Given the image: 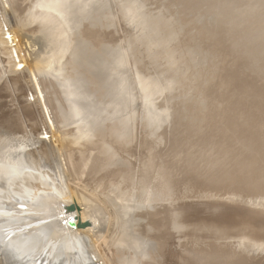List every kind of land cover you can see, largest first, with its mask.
Returning <instances> with one entry per match:
<instances>
[{
	"label": "rangeland",
	"instance_id": "374dc122",
	"mask_svg": "<svg viewBox=\"0 0 264 264\" xmlns=\"http://www.w3.org/2000/svg\"><path fill=\"white\" fill-rule=\"evenodd\" d=\"M23 1H25V5H24ZM26 1H27V4H26ZM35 1L37 2V0H35ZM38 1H40V0H38ZM28 2H31V5L28 4ZM32 2L34 3V0H31V1L30 0H22L21 3L24 5V8L22 7L21 12L17 13V16H21L24 19H26L27 15H30V13H32V10L36 8L35 6H37L36 2H35L36 5L33 4ZM32 4H33V9L31 8ZM3 5H2V1L0 0V9L2 10V12L0 11V13H1L0 17L2 15V13L5 14V18H7L6 23H5V28H7L9 30V32H11V29H15V27H13L11 25L8 14H6L4 12L5 7ZM100 5L103 6L102 7L103 15L101 16L103 20L102 19L101 20L103 21V25L105 27V29L103 30V34L108 36L107 42H106L108 44L107 45L108 48L106 49V51L101 56H98V54L95 55V59H98V58L101 59L102 58L99 63H96V61L94 59L95 63H93L94 64L93 66H91V67L86 66L83 69L87 70L88 68H90L91 71H93V72L96 71L98 73L100 71H102L104 73L105 83L108 84L111 93L112 94H115V92H116V94L122 93L123 98L116 99V101L112 102L111 99L107 98V96L104 95L102 97H99L98 96L99 94H95V92L93 93L92 91L90 93V95H92L90 98H87V97L84 98L83 96H85V95L83 94V92L86 93L88 91L87 87H85V86L79 88L78 93H77V91H74V93L76 94L75 96H78L77 94H79L80 96L74 97L75 99H73V103L71 101L70 104H75L76 100L77 101L78 100L79 101L84 100V101H80V102L78 101L74 107H76V106L82 107L83 105H86L88 110H89V108L91 109V110H89V111H91V113L94 112L92 114V116L95 115L96 117L95 116H94L95 118H93L92 116L91 117H92V120H95V122H96V119L98 117H100L98 119L101 120V118H102L101 116H103V118L105 119L104 120L102 118L104 123L108 124V122H109V124H110V121L111 120L113 121V122H111L112 126L111 125L109 126L107 124H104L103 121H101L102 123L100 121L98 122V119H97V124H95V126H98L100 123L103 125L100 124L98 128L93 127L92 131H89L88 137L85 136L83 141L80 139L81 141H79L78 145H82V147L84 149H86L85 155L89 156V159L92 156L91 160L92 159L96 160L97 157L103 156V158H97L98 163H99L98 165H100L101 163H103L105 161L107 162L111 153L113 155L111 154V157L109 158L110 160H112V158L115 156V154H116V158L114 157L113 159L117 160L119 158L118 159L119 161L121 159V154H123L122 158H123V156H126V159H124L125 158L124 157L123 160L121 159V161H125L126 167H128L130 164V167L133 170H131V168H130V170L128 168H124V162H122L121 164H118V162H119L118 160L117 161L114 160V161H115V164L117 163L116 165L122 166V164H123V166H122L123 169H121V170L128 169V170H126L127 171L126 173L129 172L128 174L130 175V177L133 176L132 177L133 179L132 180L130 179L129 181L130 182L133 180L135 181V182L133 181L131 183L140 182V180L143 178V177L140 178L141 176H143L145 174L147 175L146 172H149V174H151L152 173L151 171L156 169V168L158 170L156 169L157 171L154 170L153 172L156 171L157 173H159L161 175L163 172L161 171L162 172L161 173L160 170H164L166 168L165 166L169 165L170 161H171V163L173 162V164H176V166L179 169L183 165L184 159L183 160L181 159L182 161H179L180 160L179 156H178L179 160L177 159V157H175V159L173 158L171 160L167 159L168 158L167 155L168 156L170 155L169 158H171L172 154L175 153V152L170 151L171 144L174 141V139L176 138V136H175L176 131L174 129V125L183 116L185 109L190 108V107L191 108L192 107L201 108L199 110L200 114H198V117L199 116H205V118L210 119L209 122H211V123L214 121H218V119H220L218 117L219 115H217L218 112L225 113L222 110V108L225 107V105L222 103L223 98L218 97L219 94H217L218 92L215 91V88H213L210 91H209V88H210L211 84H213V82L215 81V76H216L215 74L217 72H218V74H217L218 76L216 77L217 81H219V83L220 82L226 83L225 80L227 79V77L231 73V71L223 69V70H220V72H219L220 64L225 60L228 61L225 63H230V64L231 63L232 64L238 63L240 65V68H239L240 72L249 71L250 67H247V64L244 65L243 64L244 62L241 60V58L246 59V57H245V55L247 54L246 44H248L250 42H254V41L260 42V41L264 40V0H100ZM25 9H27L25 12L26 14L24 13ZM35 10H38V7ZM50 13H52V12H50ZM53 14H55V12ZM57 16H58V18L53 17V18H49V19L47 18V20L44 19L47 22L46 21L44 22V20L42 22H40V20L36 19V21L38 22L37 23L35 20H32L30 22L31 24L26 23L27 24L26 26H21V28H24L25 30L27 29L26 31H28V32H23L25 30L23 29V31H21L22 29L20 28L19 31L14 32L12 34H14V38L17 35V38H15L16 40L19 38H22L23 44L21 46L22 52H21L20 56L23 59H26L28 57H27V55L25 56L24 52H26L28 54V56L30 58V62H31V65L28 64V66L30 67L29 68L30 73L31 72H33L34 74L36 73L35 71H36L37 64H38L37 62H39L40 64L43 63V66L48 64V63H49V66L52 64L51 67H49L45 71H43L42 76L45 77L46 80H48L50 82L53 81L51 83L55 84L56 87L58 86L59 88L58 87L57 88L59 90H62L63 87L65 89L68 86L73 85V82H71L72 79L70 78V80H69L68 76H71V74L75 72V71L70 69V67H71L70 53L72 51V47L76 45V42H74V41L72 42L74 32L70 31V27H69L70 23L64 22V21H68V19L63 17L64 21H62V23L64 22V24L66 26H68V27H66L65 25L63 26L62 23L58 20V19L61 20V16L60 17H59V15H57ZM65 19H67V20H65ZM32 22H34V23L36 22L35 24L33 23L34 26H32ZM42 23H43V26H42ZM92 23H93V21H92ZM38 24L39 25L41 24V27ZM37 26H39V27H37ZM30 28L31 29L35 28V29L33 31V29L31 30ZM36 28L37 29L40 28V29L37 30ZM65 28H68V29L65 30ZM29 30L33 31L35 33L36 32L38 33V35L36 33V36H37L36 39H35V35L33 34V32L29 33ZM38 31L41 32L42 34H40ZM186 32L188 34L187 37H186ZM41 35H43V36L45 35V37H47V38L44 39V37L42 38ZM67 36L69 37L68 40L70 43L67 42ZM249 36H251V37L253 36L252 40L247 39ZM49 38H51V39L49 40ZM63 38H65V39H63ZM64 40L66 42H64ZM205 40L207 42H210L212 45L211 44L208 45L207 43H205ZM48 41H49V44H48ZM24 42H28L30 46L25 48ZM216 42L221 43L220 47L223 51L222 56L217 54L216 50L214 49L213 44ZM63 43H65V45L62 46L61 44H63ZM68 43L70 45H68ZM234 45H236V46H234ZM68 46H69V48H68ZM242 46H243V48H242ZM162 47H166V50H167L166 53H164V54H160V52H161L160 48H162ZM235 47H237V48H235ZM238 48L243 49L242 51L246 50L245 55L243 54L244 52H241V50ZM61 49H63V50H61ZM229 49H231V51H234L235 57H232V55L228 52ZM237 50H239V51H237ZM66 51H67V53H66ZM64 54H65V56H64ZM67 56H69V59H66V58H68ZM63 58H65V59H63ZM1 59H2L3 64H0V66H1L0 67V78L2 76L3 80L0 79V198H2L4 195H6V196H11V197L13 196V197L19 199L21 194H27L30 197L38 196L39 195L38 193L43 192L45 189L50 190L51 188H53L54 184L56 185L55 187H58L57 186L58 183L56 182V177H57L56 173L58 172L59 167L61 169V166L59 164V157L63 154L64 156L62 155L63 156L62 158L66 157L65 159L67 160L68 158H70V157L67 158V156L70 154V152H69V151H71L70 149H72V150L74 149L72 146L70 149H68L66 147H62V149H60V146H61L60 140L63 138H69L70 133L69 134H67L65 132H64L65 134L64 133L63 134L57 133L54 137L51 133V134H49V135H51V138L50 137H49V139L44 138L46 141L43 139V137H41L39 135V133H40L39 128L41 127V129H42V127L44 126V123H43L44 119H43L42 114H40L41 111H40L38 104H35V96L33 95L34 91H33V88L31 87V84H29L30 82H28L29 78H28V76H26V77L24 76L26 74L21 75V73H18V74L10 73L11 75H9V71L5 73L7 67L10 68V66H9L10 64L8 63L7 59H5L3 57H1ZM64 60H65V62H64ZM5 62H7V63H5ZM66 62H68V63H66ZM5 64H6V66H5ZM7 64H8V66H7ZM64 64H66L65 69H64ZM3 65H4V67H3ZM31 69H33L34 71L33 70L31 71ZM47 70L50 72L48 73ZM65 70H67L66 73L68 75H66ZM135 74L138 77V87L137 88L134 87L135 86L134 85L135 77H136ZM31 76L33 77L32 73H31ZM56 76H57V78H54ZM67 78H68V80H67ZM59 81H60V83H59ZM257 81H258L257 88L259 89V91L264 96V70L261 73V76L259 77V79ZM66 82H67V84H66ZM61 84H63V86ZM65 86H67V87H65ZM227 86H228V84H227ZM73 87L74 86H70L69 89L74 90ZM214 87H217V86H214ZM69 89L68 88L65 89L67 92L65 90H63L64 91L63 96L66 97V96H69L71 94V92L73 90L68 91ZM41 91H43L42 88H41ZM131 91H133L132 97L130 96ZM249 91H252V90L250 89ZM44 93H45V91H44ZM61 93H62V91H61ZM28 94H29V96H28ZM251 95H253V94H251ZM251 95H249V97H251ZM61 97L62 96H59V98L62 101L63 98H61ZM69 97H68V99L73 98L72 95ZM76 98H78V99H76ZM25 102H27V104H29V105L33 104V105H30V107H31L30 109L32 110L33 115H28L30 113L27 110H25L26 109ZM212 102L214 103V108H212L213 107ZM79 103H81V104H79ZM68 105H69V103H68ZM100 108L103 110L101 113L99 111ZM105 108H106V110H105ZM204 109H206V110L210 109V110H209V112H207ZM201 110L203 113L201 112ZM85 112H87L85 115H87L88 113H89V115H91L90 112H88L87 110ZM96 114H98V116ZM135 114L138 116L137 128L134 127L133 129L135 131L133 132L131 125L128 126L126 128V130H129V132L126 135H127V137H128V135L131 137V135L136 134L138 137L136 136V138L135 137H131V138L133 140H134V138H135V140H138L139 136H140V140H138V142H135V143L132 142L134 145L132 144L131 146H135V144H136V147H137V145H139L138 147H140L142 149L143 146H141V144H143V143L139 144L140 141L143 142V140H145V137H146V140H151V138H153V136L150 135L151 129H153V128H151V126H149V125L151 124L152 117H154V121H156L157 118L159 117V123L156 124V127L157 126L159 127V128L157 127L158 135H156L155 138L152 139L151 141L152 142L154 141L157 143L156 144L157 149L158 148L160 149L161 146H163V145L165 146L166 152L164 150H163V153L161 152L162 151L161 149H164V148H161L160 149L161 151H159L162 153V155H161V153L157 152L158 150L155 148L156 145L154 146V144H155L154 142H153V150L152 149L151 150L153 153H155V151H156L157 155L155 158H153L155 156V154H153V156L151 155V153H152L151 150L150 151L147 150L148 152H150L149 155H148V153L146 154L147 151H145V149H148L147 146L144 147L145 149L144 148L142 149V151H145V153L141 152V149L137 150L138 147L136 149L132 148V151H131V149H128V152L127 151L122 152L121 146L123 143H121L122 141H120V138H118V136H116L117 134L116 135L114 134L115 138L113 139L114 135L112 136V132L110 133L109 130H112V127H115V126H113L114 120H115L114 124H117L116 123V121H117L120 125L124 124V126H125V123L128 121V119ZM89 115H87L88 117L86 116V118H84V120L85 119L86 120L91 119V117ZM6 116L8 118L13 119L14 124H15V127H14L15 129L12 127L10 128L8 126L9 123L7 125L3 123L5 121V119L7 118ZM22 116L24 117V119ZM32 117H34V118H32ZM115 117L117 119H115ZM37 118H38V121H37ZM106 120H109V121L107 122ZM24 121H26L25 122L26 124H24ZM80 121L83 122V123L81 122L82 125H84V123L87 124V121L86 122L83 120H80ZM205 122H207V121H205ZM86 124H85L86 127H87V125L89 126V124H87V125ZM119 124L117 125L118 127H119ZM38 125L40 127H38ZM104 125H106L107 127ZM139 125H140L141 130L139 129ZM26 126L29 129L26 128ZM30 127H31V129H30ZM72 127H73V125H72ZM83 129L86 130L87 128L83 127ZM95 129L96 130L98 129L99 131L100 130H103V131L106 130L104 132H107V130L109 129L108 132L110 134L107 132L109 135L106 133L107 134L106 137L108 139V136H109L110 141L105 140V142L107 141L106 142L107 144H106V143L101 141V139H102L101 137L99 139L96 138L97 136L99 137V134L95 135V133H97V132L99 133V131H96ZM31 130H32V132H31ZM138 130H140V132ZM25 131L27 133L29 132L28 134L30 135V138L32 137L30 140L28 139L29 141L27 140V138H29V137H28V135L27 136L25 135V134H27ZM33 131H35V132L38 131V132H36V134L33 135ZM47 131H48V129H47ZM94 131H96V132L94 133ZM22 132H24V133H22ZM91 132L94 134H92ZM21 133L24 134L23 137L25 136L26 139H24L25 137L24 138L20 137V136H22ZM147 134L150 136H148ZM35 135H37L38 137H34ZM91 135H93V136H91ZM65 136H68V137H65ZM142 136H143V139L141 138ZM11 137H13L15 140ZM93 137H95V138H93ZM127 137H126V139L128 140L129 138H127ZM18 138H19V140H18ZM92 138H93V140L96 139L98 141H101L102 143L97 141L99 145L100 144L101 145L105 144V145H102V147H101V146L97 145V143L95 144L96 140L93 141ZM88 140L89 141L92 140V141L89 142ZM14 141H16V142H14ZM22 141L24 143H26V144H24V146H22L23 145V143H21ZM85 141H86L87 145L85 144ZM145 141H144V145H145ZM109 142H111V143H109ZM115 142H116V144H113L112 146L109 145V144H112ZM128 142H131V141H128ZM44 143H46V145ZM58 143H60V144H58ZM39 144H41V147H39L40 146ZM119 144H120V146H118ZM19 145H21V146H19ZM25 145H26V147H25ZM27 145L31 146V148ZM95 145H96V147H93ZM166 145L169 148H167ZM12 146H14V147H12ZM97 146L99 147L98 150H97V148H98ZM117 147H118V149L121 148V150L120 151L117 150ZM24 148H26V150L29 148L30 149H29V151H25ZM45 148H49V150L46 149L48 156H47V154L43 155L41 152V150H45ZM89 148H90V150H89ZM103 148L105 150H102ZM128 148H131V147L128 146ZM151 148H152V146H151ZM154 148H155V151H154ZM168 149H169L171 154H169V151H167ZM36 150H39L38 154L36 153L37 152ZM94 150H96V151H94ZM116 150H117V152H116ZM49 151H51V153H49ZM66 151L68 152V155H67ZM98 151H100V152H98ZM135 151H136V153H135ZM137 151L140 152V155L137 154V153H139ZM120 152H122V153H120ZM103 153L104 154L106 153V154L104 155ZM117 153H119L120 155ZM21 154H22V156H21ZM29 154L32 155L31 158H30V156H28ZM106 155H108L109 157H106ZM158 155H159V157L162 156L163 160H162V158H159V160H158V158H157ZM175 155L177 156L179 154L176 153ZM182 155L184 156L183 153L182 154L180 153L181 157H183ZM41 156H43V158ZM139 156H141V157L139 158ZM40 157L42 158V160ZM104 157H106V158L104 159ZM145 157L152 158V160L154 159L153 161H156V162H153L154 164L152 167H149L151 165V161L149 163L145 162V160L146 161L149 160V158H145ZM142 158H143V160H142ZM30 159H31V161H30ZM33 160L37 161V162H34ZM39 160H40V162H39ZM110 160H108V162ZM129 160H130V162L132 160V163H129ZM160 160L165 165L164 167H162L163 164L162 165L158 164ZM172 160H174V161H172ZM70 161H71L70 159L67 160V165L69 164L68 165L69 167L68 166L65 167L66 168L65 174L70 175V177L68 175V179H67L68 183L66 181H64V187L65 188H69L71 183L73 185H74V183H77V184H75V186L78 187L79 186L78 183L81 182V181L79 182L78 181L79 179L76 177L75 174H73L75 171L73 170L74 168H72V165H71L72 161L71 162ZM114 161L113 160L111 161L112 162V164L110 163L111 165L108 163L110 165V167L113 168L112 170L109 169V171L107 172L106 171L108 168L107 163H106L107 168L105 166H103L105 164V163H103L100 166L105 167L106 170L104 168L103 169L107 173L106 172L102 173L103 169L101 170L100 166H98V167H96V172H94L96 174L90 172L91 174H93V176H92L93 178L91 177V175H89L90 173L88 172L89 174L87 173L86 177L84 176V179L87 178V180H90L87 177V175H88L90 178H92V180H95L97 178V176L100 175V173L97 174V172H101L103 176L100 175L101 179H96L95 183H96V181H100L99 183H101V181H103V180L106 182L107 178H110L113 176L112 171L117 173V171L115 169L122 168L119 166H115V164H113ZM136 161H138V162L136 163ZM157 161H158V163H157ZM161 161H160V163H162ZM176 161H177V163L181 162V164L179 163L180 165H177V163H175ZM68 162H70V163H68ZM133 162L137 165H135V164L133 165ZM56 163H57V165H56ZM156 163L158 164V166H160V168L162 167L164 169H160L157 166H155L156 168H154V165ZM38 164H39V167H38ZM131 164L133 166L137 167L135 169H137L138 172L140 169V173H141V169H145L142 171L144 174L142 173V175H140L138 173V175H137V174H135V173H137V171H135V173H134L135 175L131 174L135 170ZM173 164L171 165V167L175 168V170H177V167L176 166L173 167ZM96 166H97V164H96ZM140 166H142V168H140ZM71 168L73 171L71 170ZM151 168H152V170H151ZM97 169H100V171H97ZM14 170H17L18 172L19 171L23 172L22 176L21 177H19L18 175L17 176H15V175L10 176L9 172H14ZM39 170H41V171L39 172ZM175 170H171V171H175ZM42 171H43V173H42ZM51 171L53 174L51 173ZM66 171L70 172V173H67ZM176 172H179V170H177ZM176 172H174V173H176ZM40 173H41V175H40ZM71 173L73 175H71ZM181 173L183 174V171H181ZM181 173L180 172L178 173V177H177V174H176V176L175 175H173V176L176 178H179V176H180L179 174H181ZM153 174H154V176L153 175L152 176L149 175V176L155 177V178H153V180L154 179L156 180L158 178L157 181L154 180L155 184H157L156 182H158V185L160 186L159 189L162 186L161 189L164 191V192L163 191L161 192V190H159L158 186H157V189L161 192V193L159 192L160 193L159 195H161L163 193L162 197H160V196H157L158 190L155 188V190H156V192H155V190L153 189L154 193H156L155 195L157 197H159L160 199L154 195L152 196L151 193H153V192H152V190H150L152 188L150 187V189H149V186L146 185V184H148L147 182L149 179H151L152 182L149 180L151 183H154L152 178H149L147 176V181L145 180L146 182L143 181V179H142L141 181L143 183L145 182V188H144L145 191L142 188L138 189V191H137L136 187L138 186V183L135 184V186H132L129 183L130 185L128 187V184H127L128 182H125V180H123L124 178L121 177V175H120V177H121L120 183L122 185H124V184H127V185H124L122 187V185L120 184L121 185L120 186L118 184L119 183L118 182L117 184L120 186V188H122V189H120L121 191L120 190H118V191H120L121 193H123V191H124L126 194H128L127 191H125V190L126 189L128 190L129 188H130V190H132V187H135V189H133V190L137 191V194H136V191H134L132 193V192H130V190H128L129 194H133L134 196L137 195L133 198L131 195L128 194L130 196L129 197L128 195L123 193L125 195L124 196L125 198L128 197L130 200L132 199V201L135 200L132 202L133 204H131V201H129L130 203L128 201H123L124 198L122 197L123 200L121 199V202L122 203L125 202L127 204L125 206H123L122 203L119 202L120 201L119 199H117V200H119L118 202L115 201L116 198L114 200V197H115V196H113L114 194H112L111 199L113 200V202H116L118 204L115 203L111 206V204H109V200L105 199L108 197H106L107 195L104 193H106L109 190L108 187L111 185V184H109L112 182L111 179H110V181H108L109 179H107V183H105L103 181V183L105 185L104 184L102 185V183H101V185L99 184L101 187L102 186H104V187H102V188L98 187L99 191H98V189H97V191L100 194L99 193L97 194L95 192L96 189L94 190V188H91V186H94V182L89 181L90 182L89 184L93 183V185H91V186L90 185L88 186L87 184L85 185L84 182L87 183L86 182L87 180L83 181V177H82L81 179H82L83 183L81 182L82 185H80L82 187V191H85V193L87 195H89V194H90V196L94 195V197H96L98 199H97V201H94L91 199L89 206H88V204H86L88 207V210H87V208L86 209L84 208V206H86L85 204H81V206L84 205L82 207L80 206V208H83L82 211L84 210L85 212L87 211L89 213V214L88 213L86 214L83 211V212H81L82 213L81 217L83 215V219L88 218V219H91L92 221H93V219H95L94 222L96 223V226H97V224H99L98 227H96V229L99 231H102V229L105 228V225L108 222L107 221V213H105L103 210H100V207H102V208L105 207L104 206L105 203L109 204V206L113 209L115 206H117V207L121 206V209H124V208L131 206V205H134V202H136L137 199L141 200L140 202L139 201H137V202H139L140 204H144L146 201L148 202L147 199L149 198V200H150L149 203H152L154 201L152 203V205L151 204L146 205L147 204V202H146L143 205L145 208L141 206L142 209L139 207L140 210L138 209V207H135L136 209H134V206H132L133 209L129 208V210L132 209L133 211L131 210L130 212H128V215H130V216L133 214L132 217H129L132 219V220L129 219L130 221H132V222H130V225H132V224L138 225V223H140L141 220H142V222H143V220L144 221L146 220L145 224L147 226L148 225L147 222H149L148 216H150V214H151L148 211L149 209H147V208L152 207V206L153 207L156 206L155 207L156 209L153 208L156 211V210H159L161 207L166 206L163 204L162 206L160 205V207H159L158 204H160V202H163V200L165 198L167 201L166 196L168 195V193L170 191H173V190L175 191V189L177 188V186L176 187L172 186V187H175V189H171L172 188L171 184H168V187L164 186V185H167L165 183L164 184L160 183L161 184L160 185L158 180L163 178V176H162L163 174L161 176L160 175L156 176L155 173H153ZM109 175H111V176H109ZM74 176H75V178H74ZM106 176H108V177H106ZM134 176H135V179H134ZM145 176H144V179H146ZM72 177L74 178V180ZM137 177L140 178V179L138 178L139 181H138ZM159 177H160V179H159ZM70 178L72 179L71 181H70ZM104 178H106V179H104ZM126 178L128 179V177H126ZM122 182H124V184ZM139 184H140L139 185V187H140L141 182ZM155 184H152V185L156 186ZM173 185H175V184L173 183ZM176 185H177V183H176ZM105 186H107V188ZM130 186H132V187H130ZM178 186H179V184H178ZM182 186L184 187V184ZM185 187L183 188L184 191L187 189ZM187 187H190L189 192L192 191L191 189H194V188H195V190L199 189L198 187H194V186H193L194 188H192V186H190L189 184L187 185ZM96 188H97V186H96ZM168 188L170 191H168ZM38 189H40L39 190L40 192L38 191ZM101 189H103V190L101 191ZM146 189H149L150 194H149V192H147L148 190H146ZM165 189L168 193L165 192ZM200 189H201V187H200ZM200 189L198 191L194 190V193L198 192L197 194H202V195H200L202 197L205 194H203V191H202V193H199V191L201 192V190L203 188L201 190ZM139 190H140V192H139ZM180 190L181 189H179L177 191L183 193ZM216 190H217L216 194L214 192L215 190L212 191L213 192L212 194H210L211 198L213 197V195H215L214 196L215 202H216V199H218L216 204L217 203L222 204L221 201H223L224 198H226V196L233 195V193L236 192V190H234V192L232 191L233 193H228L229 195H227L226 192H223L221 189V193L219 192L221 194L220 195L218 193L219 189H216ZM237 190H239V189H237ZM88 191H89V194H88ZM120 192H116V193H120ZM186 192H188V191H186ZM209 192H211L210 189H209ZM222 192L224 194H226V196H224ZM102 193L104 196L102 195ZM109 193H111V191ZM139 193H141L142 195ZM145 193L148 194V198H146L145 200H142L143 195H144V197H147L146 196L147 194H145ZM165 193H167V194L165 195ZM170 193L172 194V192H170ZM177 193H175V195H178ZM185 193H183L182 197H181L182 199L183 198L185 199V200H183V203H184V201L185 202L187 201L189 204L192 203L189 201L190 198H193V199H191V201L195 200L193 203H196V201L201 200V199H198V197H197V199H195L196 197L194 195L197 196L196 193L194 194L193 192H190L189 196H187V197H189V199L187 197L183 196ZM237 193H240V192L237 191ZM190 194H192V195L190 196ZM246 194L251 195V192H247ZM246 194L244 191L243 195L247 196ZM260 194H261L260 195L261 200H259L260 199L259 191H255V192H252V195H251L252 197L247 196V197H249V199L240 194V198H241V196H243V198H244V199L241 198V200L239 199L241 202L239 200L235 201L236 198L238 197L237 196L235 198V200H233V202H235V205L232 201H230V200H232L230 198H232L233 196L232 197L230 196V198L227 197L226 201L224 200L223 203L226 202L225 204H227V202H228L227 199L229 198L230 199V200L228 199L229 202H232L230 204H233L235 207H237V205H238L239 208L237 207V209L248 210V211L253 210L254 211V208H255V210L257 211V210L264 209V190H261ZM139 195L141 196V199L139 198ZM180 195L181 194H179V196ZM90 196H88V198ZM121 196H123V195H121ZM149 196H151L152 198ZM171 196L168 195V197H170L169 198L170 200H171ZM179 196H178V198L180 199ZM222 196L224 198L221 199ZM172 197H175V196H172ZM203 197H207V195H205ZM234 197H235V195H234ZM234 197H233V199H234ZM250 197L252 198L251 200H250ZM134 198H136V199H134ZM182 199H180L181 201H178V199H176V197H175V198H173V200H176V201H172V202L168 201L169 203L167 202V204H168V206L172 207L177 212L178 209L180 208L179 207L180 205H178V204H180V202H182ZM249 200L252 203H254L253 204V205H255L254 208H253V205H251L252 203ZM143 201H144V203H141ZM156 201L157 202L159 201L158 204L153 205V204L157 203ZM166 201L164 200V202H166ZM177 201L179 202L178 204H177ZM214 201H212L213 204H215ZM218 201H220V202H218ZM174 202H176V203L174 204ZM119 203H121V205H119ZM139 203H138V205H139ZM243 203H245L246 206ZM247 203H250V204H247ZM91 204L93 206H91ZM185 204H187V203H185ZM56 205L57 204L51 205L52 208H50L51 209L49 211L50 214L54 213L53 210L56 207ZM157 205H158V207H157ZM248 205H250V206L248 207ZM136 206H137V204H136ZM174 206H176V208ZM243 206H244V208H243ZM93 207H95V208H93ZM258 207H259V209H257ZM91 209H92L93 213L95 212V215L93 213H92L93 215L90 213ZM210 209H212V210H210ZM210 209H208V208L203 209L204 210L203 213L204 214L207 213L205 215L208 216V218L209 217H212V218L218 217L217 214L220 213V210L219 209L215 210V208H210ZM125 210L127 211L128 209H125ZM208 210H210V211L208 212ZM217 210H219L218 213H217ZM134 211H135V214H136V212L138 214V215L136 214V216L141 215V217L143 216L144 218L142 217L139 221L138 217H136V216L134 217V215H135L133 213ZM200 211L202 212V210L198 211L199 215L201 213ZM102 212L104 213V215L102 214L100 216L99 214H101ZM130 213H132V214H130ZM203 213H201V214L203 215ZM258 213H260V211H258ZM90 214H91V216L89 218L88 216ZM212 214H213V216H212ZM261 214H264V210H263V212L261 210ZM85 216H86V218H85ZM175 216H176V213H175ZM97 217H99L101 220L98 219ZM135 218L138 220V223H135L136 222ZM205 218H207V217H205ZM80 219H82V218H80ZM99 221L103 224L99 223ZM128 224L129 223H127L126 226H128ZM142 224L144 225V226L143 225L142 226L145 229V233L142 230V227H140V224H139V227L141 228V231H140V229L139 230L135 229V228H139V227H135L137 225L129 226L130 228L128 227V230L130 229L134 232L135 231L137 232L136 233V238H137L136 241L139 240L137 244H134V247L136 246L135 248H131L129 246L128 247L129 249L128 250L126 249L129 252V253L127 252L128 255L134 253V251L137 250L136 248H138L139 245L143 243L144 240L142 239V236H145L147 234V231H149V232L151 231L150 236L154 235V234H152V232L155 230L152 229V227L148 229V227H146L144 223H142ZM100 225L102 228L100 227ZM119 225L117 226V224H115V228L117 227V230L121 231V230H119L120 229ZM131 227H133V228H131ZM118 231H116V233ZM141 232L143 235H141ZM119 233L122 234L121 232H119ZM119 233H117L116 236L119 237L120 236ZM257 233L258 232H256V234ZM137 234L141 235V236L137 237ZM237 234L239 235V233L236 232L235 235H237ZM251 234H253V233H251ZM263 234H264V232H263ZM263 234H258V235H260L259 239H261V237L264 236ZM230 235H227V237L225 239H222L223 241L220 239V241L225 243V242H227V241L229 242L231 240L230 243L231 244L233 243L234 246L236 245V243L237 244L241 243L239 241L240 238H237L238 235L236 236V238L238 240L234 239L235 236H234V238H232V235L231 236ZM140 237H141V239H140ZM239 237H240V235H239ZM248 237H249V239L245 238V241L242 242L243 245H242L241 249L244 250L247 248V249L251 250V248H253V251H256L257 255H258V249H259V251H261L263 254H261L260 256H257L255 259H258V257H261V259H262V256L264 257V252H263L264 251V244L261 243L263 245V247H262V246H260V243H259V247H260L259 248L258 245L256 246V244H258V242H255V241L253 242L254 239H252V238H254V237H252V235L248 236ZM256 237H255V239H256ZM119 238H121V237H119ZM128 240H130V239H128ZM263 240H264V237H263ZM263 240H261V241L259 240V242L264 243ZM151 241L152 242L148 244L147 250L150 248L149 250H150L151 254H153L156 251V253L153 254L154 256L152 255L153 256L152 258H154V257L160 258L161 257L160 258L161 261H159V262L167 263L162 258V257H164V258H166V257L163 256V254H158L159 251L157 252L158 248H156L157 243L154 242L155 238L152 237ZM154 244H156V245H154ZM254 244H255V248L257 247L258 249L254 248ZM150 245H152L153 249H151ZM126 246H127V243H126ZM140 249H142V247ZM260 249H262V250H260ZM126 250L124 249V251H126ZM151 250H155V251H153V253H152ZM261 252H259V253H261ZM151 254L149 253V256H148L149 258L147 257L148 260H146V261L150 262L149 259L151 257ZM156 255H158V256H156ZM77 257H79V256H77ZM61 259H62V261H61L62 263L64 262V259H66L67 262H69L70 264H78V263L73 262L74 261L73 257L67 253L64 256H62ZM165 260H167V259H165ZM260 260H258V262L261 264H264V258H263V260H261L263 262H261ZM151 261H152V259H151ZM255 263L257 264V261Z\"/></svg>",
	"mask_w": 264,
	"mask_h": 264
},
{
	"label": "bare ground",
	"instance_id": "6f19581e",
	"mask_svg": "<svg viewBox=\"0 0 264 264\" xmlns=\"http://www.w3.org/2000/svg\"><path fill=\"white\" fill-rule=\"evenodd\" d=\"M1 1H2V5L5 4L6 2L8 3V5H9V7H10V9L14 15V21H15L16 27H15V29H11V32H9V30L7 28H5V23H6L7 18H5V14L2 13V15L0 17V64H3L2 59H1V57H3L5 59H7L8 63L10 64L9 65L10 68L7 67L5 73L9 71V75H11L10 73H13V74L21 73V75L26 74V75H24L25 77L28 76V78H29L28 82H30L29 84H31V87L33 88V91H34L33 95L35 96V104H38L40 111H41L40 114H42L43 119H44V122H43L44 126L42 127V129L38 125V127H40L39 128V132H40L39 135L41 137H43V139H44V138H48V137L51 138V135H49L51 133H52L53 137L57 133H61V134H63L64 132L67 134L70 133L69 138H63L60 140V143H61L60 149H62V147H66V148L70 149L71 146L74 148L73 150L70 149L71 150V151H69L70 156L68 155L67 151H66V153L68 155L67 158L70 157L68 159H70L72 161L71 165H72V168H74L73 170L75 171L73 174L76 175V177L79 179L78 180L79 182L81 181L83 183L84 180H87V178L84 179V176L86 177V174L88 172L89 173L90 172H92V173L96 172V167L102 165L103 163H105L103 165L105 167H106V163H107L108 168L106 167L107 168V170H106L105 167L100 166L101 170L103 168L107 172L109 171V169L112 170L113 168H111L110 165L112 164V162H111L112 160L113 161L116 160V159H113L114 157L116 158V154L112 158V160H110L109 158L111 157V154H112L110 152L111 153L110 157L108 155H106V157H109L108 160H110V161L109 162H108V160H107V162L102 161L103 163L98 165L99 163H98L97 158H103V156L97 157L96 160L95 159L91 160L92 156L89 159V156L85 155L86 149H84L82 147V145H78L79 141H81V140L83 141L85 136L88 137L89 131H92L93 127H97V128L99 127V125L102 123L101 121H103L102 120L103 116H101L102 117L101 120L98 119L100 117L97 118L98 122L100 121L101 123L98 126H95V124H97V119H96V122H95V120H92V117L95 118L96 116L95 115L92 116V114L94 112L91 113V111H89V110H91L89 107H88L89 110L87 109L86 105H83L82 107L81 106L74 107L75 104L79 100L78 101L74 100L76 103L70 104L71 101L73 103V99H75L74 97L80 96L79 94H77L78 96H75L76 94L74 93V91H77V93H78V89L81 87H84V86L87 87V90H88L86 93L83 92V94L85 95V96H83L84 98H86V97L90 98L92 96V95H90L91 91L93 93L95 92V94H99L98 95L99 97H102L104 95L107 96V98L111 99L112 102L116 101V99L123 98L122 93H117V94H116V92H115V94L111 93L108 84L105 83L104 73L102 71H100L98 73L96 71H94V72L93 71H86V69H83L86 66L87 67L93 66L94 65L93 63H95L94 62L95 55L98 54V56H101L106 51V49L108 48V46H107L108 44L106 43L108 36L103 34V30L105 29V27L103 25V21H102L103 19L101 17L103 15V9H102L103 6L100 5V0H40V1L37 0V2L34 0V3L33 2L32 3L33 4H35V2L37 3V6H35L36 4L34 6L36 8L38 7V10H35L36 8L33 9V4H32V7H31L33 9L32 13H30V15H27L26 19H24L21 16H17V13L21 12L22 7L24 8L25 1H23L24 5L21 3L22 0H1ZM26 4H27V1H26ZM28 4L31 5V2H28ZM26 10L27 9H25L24 13L26 12ZM0 11L2 12L1 9H0ZM49 11L52 13H50ZM4 12L7 14L6 8L4 9ZM54 12H55V14H53ZM57 15H59V17L61 16V20L58 19L61 23H62V21H64L63 17L68 19V21H64V22L70 23V26H69L70 31L74 32L72 42L73 41L76 42V45L72 47V51L70 53V61H71L70 62V64H71L70 69L75 71V72L72 73L71 76H68L69 80H70V78L72 79L71 82H73V85H70V86H74L73 87L74 90L72 89L73 90L72 91L71 89H69L70 86H68V87L65 86L69 89L68 91H70V90L72 91L71 94L68 92L70 94L69 96H71V95L73 96L72 99H68L69 96H66L67 98L65 96H63L64 95L63 90H65L67 88L64 89V87H63L62 90H59L58 86H57L58 87L57 88L55 84L51 83L53 81L50 82V81L46 80L45 77L42 76L43 71H45L47 68L51 67L52 64L49 66V63H48V64L43 66V63L40 64L39 62H37L38 63L37 68L35 67L36 68V71H35L36 72L35 73L36 78L35 79L37 82L35 80H33V77L31 76V73H33V72L30 73V71H29L30 67L28 66V63L30 60L28 54L26 52H24L25 56L27 55V57H28L26 59H23L20 56L21 52H22L21 51V48H22L21 46L23 43L22 38H19L16 40L15 38H17V35L14 38V34H12L14 32L19 31L21 26H26L27 24H29L32 20L36 21V19H37V20H40V22H42L44 19L47 20V18L48 19L53 18V17L58 18ZM67 19H65V20H67ZM46 20H44V22ZM91 20L93 21V23ZM64 22L62 23L63 26L65 25ZM33 23L34 22H32V26H34ZM43 23H42V26H43ZM39 26L41 27V24ZM39 26H37V27H39ZM66 27H68V26H66ZM21 29H22L21 31H23L24 28H21ZM34 29H33V31H34ZM38 29H40V28H38ZM66 29H68V28H65V30ZM26 30L23 32H28ZM33 31L29 30V33L33 32ZM36 33L33 32V34L35 35V39L37 37ZM39 33L42 34L41 32H39ZM37 35H38V33H37ZM41 36H42V38L44 37V39L47 38V37H45V35L44 36L41 35ZM252 37L249 36L247 39L252 40ZM68 38L69 37L67 36V42H69ZM50 39L51 38H49V40ZM63 39H65V38H63ZM64 42H66V41L64 40ZM69 43H68V45H70ZM48 44H49V41H48ZM25 45L27 46V44H25ZM61 45L63 46V45H65V43H63ZM220 45H221V43H220ZM234 46H236V45H234ZM68 48H69V46H68ZM162 48H160V50H161L160 54L166 53V51H167L166 47H162ZM235 48H237V47H235ZM242 48H243V46H242ZM238 49H240L241 52H244L243 53L244 55H245V52L247 50V54L245 55L246 59L241 58V60L244 62L243 63L244 65L247 64V67H250V65H252L256 68H259L260 70L264 69V40H262L260 42L254 41V42H250V43L246 44V50H244V51H242L243 49H241V48H238ZM61 50H63V49H61ZM67 51H66V53H67ZM237 51H239V50H237ZM228 52L231 55H234V51H231V49H229ZM65 54H64V56H65ZM67 57L68 58H66V57L65 58L69 59V56H67ZM65 58H63V59H65ZM101 59L100 58L95 59L96 63H99L101 61ZM64 62H65V60H64ZM5 63H7V62H5ZM66 63H68V62H66ZM5 66H6V64H5ZM7 66H8V64H7ZM65 66H66V64H64V69H65ZM3 67H4V65H3ZM31 70H33V69H31ZM49 72L50 71H48V73ZM66 72H67V70H65V73ZM66 75H68V74L66 73ZM57 76L54 78H57ZM135 76H136V74H135ZM68 78H67V80H68ZM0 79L3 80V77L1 76ZM230 80H231L230 82L232 83V86H234V87L238 86L239 87L238 90L240 92L245 93L247 91L246 94H244V98H243L244 103L235 99L236 96H240L239 94H235V92L234 93L226 92L224 94H221V96H220V97H223L224 101H226L227 104L225 106L229 107L230 110L225 109L224 110L225 114L223 112H218L217 115H219L218 117L220 118V119H218V121H220V120L224 121V119H226V120H228V125L233 126V127L226 134H225L224 130L220 131V135L216 136V137H217L218 141H220L222 138L227 140V143L225 146H228L229 145L228 142H230V144H232L233 148H235L233 150V153L231 156L232 159L230 158V160H231L230 163H226V165L223 167L214 166L215 163L210 162V164H213V167L206 169V171L208 173L206 174V171H205V177L203 176L199 182L194 180V182H191V183H194V185L196 184L197 186H199V189H200V187H202L204 190L201 188L202 190L200 189L201 192L199 191V193H202V191H203V194L207 195L206 198L209 197L210 199H214V196H215V195H213V197L211 198L210 194H212L213 193L212 191H214V190H211L210 187H214L216 189L220 188L221 186H223V187L229 186V187L237 188L239 190H236V192L233 191L234 193L232 191L228 192V191L222 190L223 192H226L227 195H229L228 193H233V195L226 196V194H224L222 192L223 195L226 196V198L227 197L230 198V196L234 197V195H235L234 199H233V197L230 198L232 200H230L228 198L230 201L233 202V200H235V198L237 196H238L237 197L238 199L236 198L235 201H237L239 199L241 200V198H243V196H245V195H243L244 191H245V194L247 192H251V195H252V192L259 191V197H260L261 190H264V96L259 91V89H257V91L253 92L254 98L251 99V97H249L250 94L248 93L249 83H245V82L241 83V81H240V83L238 84L236 79L233 78ZM35 83L40 84V87L43 89V91H42L43 93L45 91L44 105L49 112V116H50L53 128L50 125V123L46 117V114H45L44 108H43L42 100L38 97V94H37ZM59 83H60V81H59ZM63 84H61V85L63 86ZM66 84H67V82H66ZM134 85H135L134 86L135 88L138 87V77L137 76L135 77ZM61 91H62V93H61ZM132 93H133V91H131V93H130L131 97H132ZM28 96H29V94H28ZM59 96H62L61 98H63V99L65 98V99L64 100L62 99V101H61ZM76 99H78V98H76ZM80 101H84V100H80ZM67 102L69 103V105ZM246 103H248V104H246ZM25 104H26L25 110H27L30 113L28 115H33L32 110L30 109L31 108L30 105H33V104L29 105V104H27V102H25ZM79 104H81V103H79ZM86 110L88 112H90V114H91V115H89V113H88L87 115H89L90 117L92 116L91 119H89V120L85 119L87 121V124H89V126L86 123H84V125H82L83 122L80 121V120L85 121L84 118H86V116H87V115H85L87 113V112H85ZM105 110H106V108H105ZM99 111L101 113L103 110L100 108ZM96 115L98 116V114H96ZM32 118H34V117H32ZM23 119H24V117H23ZM115 119H117V118L115 117ZM137 120H138V116L136 114L128 119V121L125 123V126H124V124L120 125L117 121H116L117 124H114L115 123V120H114L113 126H115V127H112V130H109V129L108 130L110 133L112 132V136L114 134L115 135L117 134L116 136H118V138H120V141H122L121 143H123L121 146L122 150L120 147H119L120 149H118V147H117V150H119V151L121 150L122 152L123 151L128 152V149H131V151H132V148L136 149L139 146V145H137V147H136V144H135V146H131V145L133 144L132 142H134V143L138 142V140H140V136H139V139L137 138L138 140H135L137 135L136 134L131 135V137H135L133 140L129 135H128V137L126 135L129 132V130H126V128L128 126L131 125L132 129L134 127L137 128V125H138ZM239 120H241L242 122H239ZM37 121H38V118H37ZM106 121L108 122L109 120H106ZM25 122L26 121H24V124H26ZM111 122H113V121L111 120L110 124H109V122L107 124V123H104V121H103L104 124H107L109 126L110 125L112 126ZM3 123L6 125L9 123L8 126L10 128L15 127V124H14V121L12 118L7 117ZM85 124L87 125V127L85 126ZM118 124H119V127L117 126ZM72 125H73V127H72ZM101 125H103V124H101ZM104 126H106V125H104ZM149 126H151V128H153V129H151V132H150V135L153 136V138L150 137L152 140L155 138L156 135H158L156 123L154 121V117H152L151 124ZM83 127L87 128V129L84 130ZM26 128H28V127L26 126ZM30 129H31V127H30ZM47 129H48V131H47ZM139 129H140V125H139ZM108 130H107V132H108ZM140 130H138V131L140 132ZM96 131H99V130L97 129ZM96 131H94V133ZM104 131H106V130H104ZM104 131L100 130L99 133L97 132V133H95V135L99 134V137L97 136L96 138L99 139L101 137L103 139V140L101 139V141L106 143L107 141L105 142V140H109V136H108V139L106 137L109 132L107 133ZM134 131L135 130L133 129V132ZM31 132H32V130H31ZM34 132L35 131H33V135L36 134V132H38V131H36L35 133ZM22 133H24V132H22ZM28 133L25 135L26 136L28 135L29 138H27V140L28 139L30 140L32 137L30 138V135ZM94 133H92V134H94ZM23 135L24 134H22V136H20V137H23ZM115 135L113 136V139L115 138ZM150 135H148V136H150ZM91 136H93V135H91ZM34 137H38V136L35 135ZM65 137H68V136H65ZM126 137L129 138L130 140L129 139L127 140ZM11 138H13V137H11ZM93 138H95V137H93ZM93 138H92V140H93ZM141 138L143 139V136ZM24 139H26V137ZM18 140H19V138H18ZM92 140H90V141H92ZM95 140H93V141H95ZM145 140H146V137H145ZM145 140H143V142L140 141L139 144L143 143V144H141V146H143V148L145 146L148 147V149L144 148L145 151H147V150L150 151L151 149L153 150V142L154 141L152 142L151 140H146V141ZM97 141L98 140H96L95 144L97 143V145H99L98 142H101V141H98V142ZM128 141H131V142H128ZM144 141H145V145H144ZM14 142H16V141H14ZM111 142H109V143H111ZM116 142L109 144V145L112 146L113 144H116ZM21 143H23L22 146H24V144H26L23 141ZM46 143H44V144L46 145ZM60 143H58V144H60ZM154 143H155L154 144V146H155L157 143L156 142H154ZM41 144H39L40 145L39 147H41ZM85 144L87 145L86 141H85ZM102 145H105V144H102ZM102 145L100 144L99 146L102 147ZM19 146H21V145H19ZM27 146H29V145H27ZM118 146H120V144ZM128 146H130L131 148H128ZM151 146H152V148H151ZM12 147H14V146H12ZM25 147H26V145H25ZM29 147L31 148V146H29ZM93 147H96V145ZM155 148L157 149V145L155 146ZM155 148H154V151H155ZM161 148H164V149H161ZM161 148L160 149L162 151L158 148L157 152L161 151L163 153V150L166 152V150H165L166 148L164 145L161 146ZM167 148H169V147L167 146ZM29 149L26 150V148H24L25 151H29ZM46 149L49 150V148H45V150ZM98 149H99V147L97 148V150ZM138 149L140 150L141 148L138 147L137 150ZM142 149H141V152L145 153V151H142ZM45 150H41V152L43 155L47 154V156H48L47 150L46 151ZM89 150H90V148H89ZM102 150H105V149L103 148ZM117 150H116V152H117ZM152 150H151V152H152ZM36 151H37L36 153L38 154L39 150H36ZM94 151H96V150H94ZM167 151H169V149ZM98 152H100V151H98ZM122 152H120V153H122ZM137 152H139V151H137ZM161 152H159V153H161ZM49 153H51V151H49ZM135 153H136V151H135ZM147 153H148V155L150 154V152H148V151L146 152V154ZM162 153H161V155H162ZM117 154H119V153H117ZM137 154L140 155V152ZM153 154H155V156L153 157V158H155L157 155L156 151H155V153H153V152L151 153L152 156H153ZM169 154H171L170 151H169ZM173 154H172L171 158H169L170 155L169 156L167 155V157H168L167 159L171 160L173 158L175 159V157H177V159H178V156L180 157L179 158L180 160L178 159L179 161H182L184 159L183 158L184 156L182 155L183 157H181L180 153H177V154H179L177 156L175 155L176 153H173ZM62 155L59 157V164L61 166V169L59 167V170L56 173L57 174L56 182L58 183L57 184L58 187H55L56 185L54 184L53 185L54 187L51 188L50 190L45 189L43 192L38 193L40 196L38 195V196L30 197L27 194H21L19 199L15 198L13 196L11 197V196H6V195H4L2 198H0V264H53V263L54 264H70L69 262H67L66 259H64L63 263L61 262L62 261L61 257L64 256L66 253L70 254L74 259L73 262L78 263V264H178V263L179 264H256L255 263L256 261H257V264H261L258 262V260H260L261 257H258V259H255L257 256H260L261 254H263L261 251H259V249L257 247L256 248L258 249V255H256L254 253L253 248H251L252 251L250 249H247V248L244 250L241 248L243 245L242 242L245 241V238L249 239L248 236H251V235H252V237H254L255 235L257 236V237L255 236L257 240L255 239V237L252 238V239H254L253 242L254 241L258 242V244L255 243L256 246L258 245V247H259V243H260V246L263 247L262 244H264V243L259 242V240L260 241L263 240L264 236L261 235L262 237H261V239H259L260 235H258V234H263V232H264V230H263L264 229V214H261V210L263 212L264 209L260 208L261 210L256 211L254 208L255 205H253L254 203H252L250 201L252 199L251 198L252 196L246 194L247 196H251L249 201L252 203L251 205H253L255 212L253 210L252 211L250 210V211L246 212L245 214H237L232 208H226L225 210H223L219 214H217L218 217H213V218L209 217L208 218V216L205 215L207 213H205V214L203 213V211H204L203 209H205V207H203V209H202L200 207L193 206L192 203L195 200L191 201V199H193V198L189 199V197H187V196H189L190 192L194 193L195 188L192 186V188H194V189H191L192 191L189 192L190 187H187V185L185 184V183H188L189 176L185 171H184L185 172L184 174L181 173L183 165H184L183 162H182L183 165L181 167L179 166L180 168L178 169L176 164H173V162L171 163L170 160H169L170 163L167 166H165L163 164V162L160 160L162 163H160V161H159V163L157 161V163L159 165L163 164L162 167L165 166L166 168L165 169L162 167L160 168V166H158L157 163L154 165V168H156L155 166H157L160 169H164V170L159 169L160 172L161 171L163 172V173L161 172L163 174V175L161 174L163 176V178L160 179V177H159V179H160V180H158L159 184L165 183V184H167V185H164L166 187H168V184H171V187L177 186L176 189H175V187H172L171 189H175L176 192L174 190L173 191L175 193L178 192L177 193L178 195H175V193L173 191H170L169 190L170 187L168 188V191L172 192V194L170 192L168 193L165 189V192H167L168 195L175 196L176 199H178V201H181L180 199H182L181 198L182 194L185 193L186 191H188L189 193L186 192L183 196L187 197L189 199V201L192 203L189 204L187 201L186 202L184 201V203H183V200H185L184 198L182 199V202H180V204H178L179 202L177 201V204L180 205L179 206L180 208L178 207L179 209L176 212V210H174L172 207L168 206V204H167L168 201H171V202L176 201V200H173V198H175V197L171 196V200H170L169 199L170 197H168V195H167L166 196L167 201H166V198L164 199L166 202H164V200L162 199L163 202H160V204H158L159 201L158 202L156 201L157 203L153 204V205L158 204L159 207H160V205L162 206L164 204V205H166V206H163L164 208L161 207L159 210H156V211L153 209L156 206L155 207L152 206V207L147 208V209H149L148 211L151 213L150 216H148L149 222H147L149 226L148 225L146 226V224H145L146 220L145 221L143 220V222H142V220L140 221V219L143 216L142 217H141V215L136 216L137 212L135 214V211H136L135 210L133 212L135 214L134 217L135 216L138 217L139 218L138 220L140 221V223H138V220L135 218L136 219V220L134 219L136 221L135 223H138V225L137 224H132V225H134V226L137 225L135 227H139V224H140V227H142V230L145 233V229L143 227L144 225L142 224V223H144L145 226L148 227V229L152 227V229H154L155 231L152 232V234H154L152 236H150L151 231L150 232L147 231V234L145 236H142V239L144 241L142 244L139 245L138 248H136L137 250H135L134 253L129 254V255L127 254V252H128L127 250L129 249L128 247L130 246L131 248H135L136 246L134 247V244H137L139 241V240L136 241V239H137L136 233L137 232L136 231L134 232L130 229L128 230V227L132 226V225H130V222H132L130 220H132V219L129 217H132V215H133L132 213H130V214H132L131 216L128 215V212H130L133 209L132 206H134V209H136L135 207H138V209L140 210L141 206L144 207L143 205L147 201L145 203L143 201L141 203H144V204H140L139 202L141 200L137 199V201H139V202L136 201L137 203L134 202V205H131L129 207L126 206L127 208L121 209V206L120 207L115 206L113 209L109 206V204H111V206H112L116 202H113V200L111 199V196H112V194H114L113 195V196H115L114 200L116 198L115 201H117V202L119 200H120L119 202H121V199L123 200V198H124L123 201H128V202L131 201V204H133L132 202L135 200L132 201V199L130 200L128 197H127L128 199L125 198L124 197L125 195L123 194L125 192L124 191H123V193L120 192L121 191L120 189H122V188H120V186L122 185L120 183L121 182L120 178L123 177L124 178L123 180H125V182H128L127 183L128 187L130 184L132 186H135V184L138 183V186L136 187L137 188L136 190L138 191V189H140V188H142V189L145 188V182L147 181V176L149 178H152V180H153V178H155V177H150L149 175L154 176L153 173H155L156 176H159L160 174L156 172L158 170L157 168H156L157 170L153 168L154 170H156L155 172H153L154 170H152V168H151L152 171L149 169L152 172V173L150 172L151 174H149V172H146L147 173V175L145 174L146 176L145 175H143L141 177L139 176L140 178L143 177L142 178L143 181L146 180L144 183L141 181L142 179L140 180V182H141L140 187H139L140 182L131 183L134 180L131 182L129 180L130 179L132 180L133 176L130 177V175L128 174L129 172L126 173L127 172L126 170H128V169L130 170L131 167H130L129 163H132V160H131V162L129 160V163H128L129 166L126 167L125 161H121V159L123 160L124 157H125L124 159H126V156H123V158H122L123 154H121L120 161L118 160L119 158L117 157L118 158L117 160L119 161L118 164H121L122 162H124V168H128V169L121 170V169H123V167H122L123 164H122V166L121 165L119 166V165H116L117 163L115 164V161H114L113 164H115V166H119L122 168L115 169L118 174L115 173L114 171H112L113 173L112 172L111 173L113 174V176L110 178H107V179H109L108 181H110V179L112 181L111 183L108 182L109 184H111L110 185L111 187L108 185L109 190L107 189L108 191L106 193H104L107 195V196L106 195L105 196L108 197L105 199L109 200V204L105 203L104 204L105 207L103 206L104 208L100 207V210H103L105 213H107V221L108 222L106 223L105 228L102 229V231L97 230L96 227H98L99 224H97V226H96V223L94 222L95 219H93L94 226L89 227V228H85V229L72 228L68 225L64 226L62 224V219H61V216L64 214L63 209H62V204H70V203L74 202L78 206H81V204H85V205L88 204V206H89L91 199L94 201H97L98 198L94 197V195L90 196L89 191H88L89 195H87L85 193V191H82V187L80 186V185H82L81 182L78 183V185L80 187L75 186V184H77V183H74V185L71 183L69 188L64 187V181H66V182L68 181L67 179H68V175H69V174H67V175L65 174V170H66L65 167L68 166L69 164L67 165L68 159L66 160L65 159L66 157L62 158L64 156V155L63 156ZM21 156H22V154H21ZM28 156H30V158H31L32 155L29 154ZM41 157L43 158V156H41ZM106 157H104V159ZM140 157L141 156H139V158ZM149 157H145V158H149ZM42 158H41V160H42ZM157 158L159 160V158H162V156L159 157V155H158ZM142 160H143V158H142ZM153 160H152V158H149V160L148 161L145 160V162L149 163L151 161V165L149 167H152L154 164L153 162H156ZM162 160H163V158H162ZM30 161H31V159H30ZM172 161H174V160H172ZM34 162H37V161H34ZM39 162H40V160H39ZM70 162H68V163H70ZM137 162L138 161H136V163ZM108 163L109 164L111 163V164L109 165ZM175 163H177V161ZM179 163L181 164V162H178L177 165H180ZM233 163H234V166L232 167ZM96 164H97V166H96ZM134 164L135 163L133 162V165ZM172 164H173V167L176 166L177 170H179V172L182 174V175L179 174L181 176V177L179 176L180 180H177V178L173 176V175L176 176V174H177V177H178L179 172H176L177 170H175V168L171 167ZM56 165H57V163H56ZM135 165H137V164H135ZM38 167H39V164H38ZM133 167H134V169L137 168L136 166H133ZM72 168H71V170H72ZM140 168H142V166H140ZM100 169H97V171H100ZM104 169L102 170V173L106 172ZM131 170H133V169L131 168ZM143 170H145V169H141V173H140V169H139V172L137 169H135L133 173H131L132 171L130 173L134 174L135 171H137V173H135V174L138 175V173H139L140 175H142ZM171 170H175V171H171ZM40 171L41 170H39V172ZM52 171H51V173H52ZM174 172H176V173H174ZM42 173H43V171H42ZM67 173H70V172H67ZM98 173H100V175L103 176L101 172H97V174ZM9 174H10V176H13V175L17 176L18 175L19 177H21L23 172H20V171L18 172L17 170H14V172H9ZM73 174L71 173V175H73ZM94 174H96V173H94ZM40 175H41V173H40ZM89 175H91V177L93 176V174H91V173ZM100 175H98L96 179H101ZM120 175H121V177H120ZM109 176H111V175H109ZM144 176L146 177V179H144ZM69 177H70V175H69ZM82 177H83V181L81 179ZM87 177L90 180H87L86 181L87 183L84 182V184L91 186V185H93V183L89 184L90 183L89 181H93L95 187L91 186V188H94V190L96 189L95 192L98 194L99 188L101 187L100 185H101V183H102V185L104 184L103 183L104 180L101 181V183H99L100 181H96V183H95L96 179L92 180L93 177L90 178L88 175H87ZM106 177H108V176H106ZM126 177H128V179ZM139 177H137V179ZM74 178H75V176H74ZM74 178H73V180H74ZM104 179H106V178H104ZM107 179H106V182L104 181L105 183H107ZM134 179H135V176H134ZM139 179H138V181H139ZM157 179L156 180L154 179V180L157 181ZM71 180L72 179L70 178V181ZM149 180L151 181V179H149ZM149 180L147 182L148 184H146V185L149 186V189H150V187L152 188V189H150L153 192V193H151L152 196L153 195L156 196L155 195L156 193H154L153 189L154 190H155V188L157 189V186L159 189L160 186L158 185V182H156L157 184H155L154 180H153L154 183H151L152 181L150 182ZM117 183L119 185L120 184L121 185L119 186ZM122 183L124 184V182H122ZM173 183L175 185H173ZM176 183H179V186H178V184L176 185ZM127 184H124V185H127ZM152 184H155L156 186H154ZM183 184H184V187L186 186L185 188H187L185 191L183 189L184 187L182 186ZM124 185H122V187ZM96 186H97V188H96ZM132 186H130V187H132ZM102 187H104V186H102ZM105 187L107 188V186H105ZM161 188H162V186H161ZM161 188L159 190H161V192H162L163 190ZM178 188L181 189L180 191H182L183 193L177 191V190H179ZM97 189H98V191H97ZM133 189H135V187H132V190H130V188L128 190H130V192L133 193L134 191H136ZM149 189H146V190H148L147 192H149V194H150ZM209 189L211 190V192H209ZM39 190L40 189H38V191ZM102 190L103 189H101V191ZM118 190H120V191H118ZM128 190L126 189L125 191H127V193L129 194ZM159 190L157 191V196L162 197L163 193L161 195H159L161 193ZM198 190H195V191H198ZM110 191H111V193H109ZM137 191H136V194H137ZM144 191H145V189H144ZM237 191H239L240 193H237ZM116 192H120V193H116ZM139 192H140V190H139ZM155 192H156V190H155ZM214 192L216 194L217 190H215ZM219 192L221 193V189L218 190V193ZM141 193H139V194H141ZM167 193H165V195ZM195 193L197 194L198 192H195ZM128 194H126V195H128ZM145 194H147V193H145ZM179 194H181V195L179 196ZM192 194H190V196ZM240 194L243 195V196H241V198H240ZM102 195H103V193H102ZM121 195H123V196H121ZM129 195H131L132 198L137 196V195L134 196L133 194H129ZM198 195H202V194H197V196L194 195L196 197L195 199H197V197H198V199H200ZM205 195H203V196H205ZM88 196H90V197L88 198ZM146 196L147 197H144V195H143L144 198L142 197V200H145L146 198H148V194ZM178 196L180 197V199L178 198ZM247 196H245V197H247ZM149 197H151V196H149ZM139 198L141 199L140 195H139ZM157 198H159V197H157ZM222 198H224V197L222 196L221 199ZM226 198H224L225 201H226ZM247 198L249 199V197H247ZM117 199H119V200H117ZM134 199H136V198H134ZM228 199H227V201H228L227 204L232 203V202H229ZM147 200H148V202L146 205H150V204L152 205V203L154 202L153 201L152 203H149V201H150L149 198ZM217 200L218 199H216V202H217ZM224 200L221 201L222 204L226 203V202L223 203ZM259 200H261V197ZM218 202H220V201H218ZM51 203L52 204H60L59 206H57L55 208L53 207L54 208L53 214L49 213V211L51 210L50 208H52ZM121 203H119V205H121ZM124 203L125 202L122 203L123 206L127 205L126 203L125 204ZM135 203L137 204V206ZM138 203H139V205H138ZM175 203L176 202H174V204ZM185 203H187V204H185ZM233 203L235 205V202H233ZM116 204H118V203H116ZM217 204H220V203H217ZM243 204L245 205V203H243ZM247 204H250V203H247ZM158 205H157V207H158ZM230 205H233V204H230ZM82 206H84V205H82ZM91 206H93V205L91 204ZM249 206L250 205H248V207ZM174 207L176 208V206H174ZM237 207H238V205H237ZM237 207H236V209H237ZM84 208L85 209L87 208V210H88L87 205L84 206ZM93 208H95V207H93ZM129 208H132V209L129 210ZM243 208H244V206H243ZM80 209L81 210H79V211L75 210V212L72 214V216L78 217L75 221L76 224H78V222H79L78 219H80V218H82V219H80L82 221H86L88 219V218H86L87 215L85 216L86 219H83V215L81 217V214H82L81 212H83L84 210L82 211L83 208H80ZM92 209H91V212L89 211L91 214L93 213ZM125 209H128V210L126 211ZM199 209L203 210L202 212L201 211L200 212L203 213L204 216L201 213L199 215V212H198ZM257 209H259V207ZM210 210H212V209H210ZM210 210H208V212ZM258 211H260V213H258ZM218 212H219V210H217V213ZM84 213L87 214L88 212L84 211ZM175 213H176V216H175ZM235 213H236V215H235ZM91 214L88 216L89 218H90ZM93 214L95 215V212ZM102 214L104 215L103 212L99 215L101 216ZM212 216H213V214H212ZM205 217H207V218H205ZM97 218L100 219L99 217H97ZM99 223H101V222L99 221ZM127 223H129L128 226H126ZM101 224H103V223H101ZM115 224H117V226L120 224L119 230H121V231H118L117 227L115 228ZM100 227H101V225H100ZM140 227L135 228V229L136 230L140 229V231H141ZM131 228H133V227H131ZM116 231H118L117 233H119V232L122 233V234L119 233V235H120L119 237H121V238L116 236V234H117ZM142 232H141V235H143ZM236 232L239 233V235H240V237H239V235L237 234L238 235L237 238H240L239 241L241 243H238V244L236 243L235 246L233 245L232 247L229 248L228 246H229L231 240L229 242L227 241L224 243V242H222L223 241L222 239H225L227 237V235H230V234L232 235V238H234V236H235L234 239H237L236 238L237 235H235ZM256 232H258V233L256 234ZM251 233H253V234H251ZM141 235L137 234V237L141 236ZM152 237L155 238L154 242L157 243V245L156 244H154V245H156L157 246L156 248H158V250H157V252L159 251L158 254H163V256H165L166 258H164V257H162V258L167 263L159 262V261H161V259H160L161 257L160 258L159 257L158 258H156V257L152 258L154 256L153 254L156 253L155 250H151L152 253H153V251H155L153 254H151V252L149 250L150 248L147 250L148 244L152 242L151 241ZM128 239H130V240H128ZM140 239H141V237H140ZM220 239L222 241H220ZM126 243H127V246H126ZM255 244H254V248H255ZM150 246H151V249H153L152 245H150ZM141 247H142V249H140ZM124 249L125 250L127 249V250L124 251ZM260 250H262V249H260ZM259 252H261V253H259ZM149 253L151 254V257L149 259L150 262L146 261L149 258L148 257ZM77 256H79V257H77ZM156 256H158V255H156ZM263 258L264 257L262 256L261 260H263ZM151 259H152V261H151ZM165 259H167V260H165ZM261 262H263V261H261Z\"/></svg>",
	"mask_w": 264,
	"mask_h": 264
},
{
	"label": "water",
	"instance_id": "95a60500",
	"mask_svg": "<svg viewBox=\"0 0 264 264\" xmlns=\"http://www.w3.org/2000/svg\"><path fill=\"white\" fill-rule=\"evenodd\" d=\"M4 7L7 10V14H8L11 25L13 27H16L15 21H14V15H13V13H12L7 2L4 4ZM187 35L188 34L186 32V37H187ZM24 43L27 44L28 42H24ZM205 43H207L208 45L211 44L210 42H207L206 40H205ZM28 46H30L29 43L27 44V46L25 45V48ZM213 46H214V49L216 50L217 54L222 56L223 51L220 47V43L216 42L213 44ZM232 57H235V56L232 55ZM225 62H228V61L225 60L220 64L219 72H220V70H223V69L231 71V73L228 75L227 79L225 80L226 83L225 82L219 83V81H217V79H216V77L218 76L217 75L218 72H217L215 74L216 75L215 81L213 82V84H211L209 91L212 90L213 88H215V91H217L218 92L217 94H219L218 97H220L221 94H224L226 92H229V93L235 92V94L240 95V96H236L235 99L244 103L243 98H244V94H246L247 91L245 93L240 92L238 90L239 89L238 86H235L236 88L234 86H232L230 79H233V78L236 79L238 84L240 83V81H241V83L242 82L249 83V85H248L249 89L248 90L251 89L252 91H248V93L251 95V94H253V92L257 91V89H258L257 88V83H258L257 80L261 76V73L263 72L264 69L260 70L259 68H256V67L251 65L249 68V71L240 72L239 71L240 65L238 63H233V64L231 63L230 64V63H225ZM28 64L31 65L30 60H29ZM86 71H91V70H90V68H88ZM32 74H33V80L36 81L35 74L34 73H32ZM227 84H228V86H227ZM35 86H36L38 97L42 100L43 108H44V112L46 114V117H47L50 125L53 128V125H52V122H51V119L49 116V112L44 105L45 93H43L41 91V87L39 84L35 83ZM214 86H217V87H214ZM251 97H252L251 99H253L254 94L251 95ZM221 98H223V97H221ZM222 103L224 105L227 104L226 101H224V100L222 101ZM248 103H246V104H248ZM212 104H213L212 108H214V103L212 102ZM200 109L201 108H199V107H196V108L190 107V108L185 109L183 116L174 125V129L176 131V135H175L176 138L172 142L171 150H170L171 152L184 154V165H183L182 171H183V174L186 172L189 176L188 183H185V184L186 185L190 184L191 186L198 187V188H199V186H197L196 184L194 185V183H191V182H194V180L199 182L203 176L205 177L206 169L213 167V164H210V162L215 163L214 166H218V167H223L226 165V163H230V161H231L230 158L232 159L231 156H232L233 150L235 149V148H233L232 144H230V142H228V144H229L228 146H225L227 143V140L222 138L220 141H218V139L216 137V136L220 135V131L224 130V132L226 134L228 131H230L232 129L233 126L228 125V120L224 119V121L220 120V121H214L211 123V122H209L210 119L205 118V116H199L198 117V114H200V111H199ZM225 109L230 110V108L227 106L222 108L223 111ZM204 110H206V109H204ZM209 110L207 109L206 111L209 112ZM201 112H202V110H201ZM205 121H207V122H205ZM239 122H242V121L239 120ZM155 123L156 124L159 123V117L157 118ZM48 138H45V139H48ZM233 166H234V163L232 164V167ZM207 173L208 172L206 171V174ZM177 179L180 180V178H177ZM177 184H179V183H177ZM211 188H212L211 190H216V188H214V187H211ZM217 189H222L224 191L237 190V188H233V187H229V186H224V187L221 186L220 188H217ZM199 198L201 200L197 201L196 203H192L193 206L200 207L202 209H203V207H205V209L215 208V209H219L220 212L225 210L226 208H232L237 214H239V213L245 214L246 212H248V210L236 209V207L234 205H230V204H216V203L213 204L212 201H214V199L201 197L200 195H199ZM59 205L60 204H57L56 207ZM62 209H63L64 214L61 216V219H62V224L64 226L68 225L72 228H80V229H85V228H89V227L94 226L93 221L90 219H87L86 221H82V220L78 219L79 222H78V224H76L75 221L78 217L72 216V214L75 212V210L79 211L80 206H78L74 202L70 203V204H62ZM202 209H199V210H202ZM236 213H235V215H236ZM232 246H233V244L230 243L228 247L230 248ZM254 253L257 255L256 251H254Z\"/></svg>",
	"mask_w": 264,
	"mask_h": 264
}]
</instances>
